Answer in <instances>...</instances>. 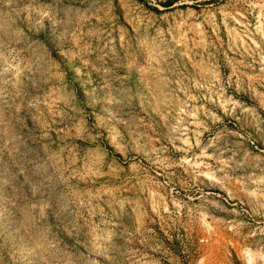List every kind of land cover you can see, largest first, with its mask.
Segmentation results:
<instances>
[{
    "label": "rangeland",
    "instance_id": "1",
    "mask_svg": "<svg viewBox=\"0 0 264 264\" xmlns=\"http://www.w3.org/2000/svg\"><path fill=\"white\" fill-rule=\"evenodd\" d=\"M0 264H264V0H0Z\"/></svg>",
    "mask_w": 264,
    "mask_h": 264
},
{
    "label": "trees",
    "instance_id": "2",
    "mask_svg": "<svg viewBox=\"0 0 264 264\" xmlns=\"http://www.w3.org/2000/svg\"><path fill=\"white\" fill-rule=\"evenodd\" d=\"M170 3V2H169ZM169 3H167V4H169Z\"/></svg>",
    "mask_w": 264,
    "mask_h": 264
}]
</instances>
